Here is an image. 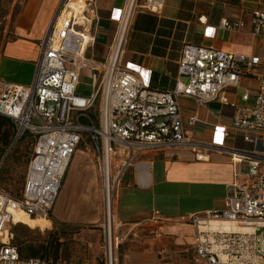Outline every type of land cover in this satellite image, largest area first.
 Instances as JSON below:
<instances>
[{"label":"built area","instance_id":"built-area-1","mask_svg":"<svg viewBox=\"0 0 264 264\" xmlns=\"http://www.w3.org/2000/svg\"><path fill=\"white\" fill-rule=\"evenodd\" d=\"M99 0H82V10L69 11L71 0H63L45 38L40 42L36 74L30 86L0 79V115L14 122L15 144L30 137L32 150L26 181L19 197L0 185V264H67L54 258H25L14 238L15 213L48 218L69 165L80 145L93 148L100 177L102 200L101 264H119V250L125 228L116 216V204L124 179L146 154L189 149L198 161L224 147L190 136L186 124L196 125L197 117L186 120L179 101L193 99L199 107L220 101L233 110L223 123L224 137L239 135L248 149H230L235 181L227 188L223 207L184 218V224L199 229L197 256L206 264H264V57H247L214 47L186 44L179 60L173 88L158 91L146 88L139 76L124 65L129 35L138 13L161 14L166 0H125L116 33L107 57L100 63L90 60L94 23ZM80 21H84L81 23ZM225 30L238 24L221 23ZM253 34L264 37V11H253ZM84 70H90L92 93H78ZM243 76L256 80L254 91L246 89L243 104L228 97ZM92 111H95L93 114ZM225 149V148H224ZM9 151L0 154V174ZM211 220H225L251 232L210 233L200 226ZM228 255L224 260L220 253Z\"/></svg>","mask_w":264,"mask_h":264},{"label":"crops","instance_id":"crops-1","mask_svg":"<svg viewBox=\"0 0 264 264\" xmlns=\"http://www.w3.org/2000/svg\"><path fill=\"white\" fill-rule=\"evenodd\" d=\"M62 1L26 0L23 3L15 18L13 39L0 46V79L25 86L33 83L40 42L47 35ZM124 4L125 0L98 1L92 32L94 41L87 51L90 60L100 63L107 57ZM255 10L264 11V0H166L161 14L141 12L136 15L124 65L139 76L146 88L169 91L175 84L181 52L186 44L214 47L250 58L263 57L264 37L253 34ZM224 20L238 24V28L222 29ZM88 71L90 79L91 72ZM255 88L256 80L243 76L238 87L228 90V97L243 104L241 96L245 90L254 91ZM179 104L186 120L198 118L196 125L186 124L190 136L225 149L212 150L206 161H198L189 149L152 152L138 160L128 171L116 204L117 219L126 230L148 226L155 232V238H160L162 230L178 233L179 228L165 225L169 222L222 208L227 188L235 181L228 150L250 148L239 135L224 137L222 124L231 121L233 110L220 101L204 108L191 98H183ZM0 120V128L13 127L15 136L14 122L1 115ZM30 141L32 143L31 138ZM16 144L15 140L11 145L9 142L0 154L9 151L10 155ZM1 178L2 173L0 185ZM53 217L64 226L97 225L102 244L100 177L92 147L82 144L75 153L54 205ZM18 248L25 258L56 259L52 251L24 256ZM195 258H199L197 253ZM144 261L154 262L153 259H131L130 263Z\"/></svg>","mask_w":264,"mask_h":264},{"label":"rangeland","instance_id":"rangeland-1","mask_svg":"<svg viewBox=\"0 0 264 264\" xmlns=\"http://www.w3.org/2000/svg\"><path fill=\"white\" fill-rule=\"evenodd\" d=\"M25 1L0 0V46L13 39L15 18ZM80 2L81 0H71L66 12L68 16L64 17V24L70 16L71 8L77 11ZM80 22L84 23V21ZM78 93L83 96H89L92 93L88 70L82 72ZM92 113L94 114L95 111ZM5 134H10V145L15 140L13 127L0 128V149L3 151L8 147L3 143ZM30 142V138H27L16 144L1 172V187L16 197L21 195L26 181L32 149ZM46 219L48 221L43 223L23 212L15 213L14 221L19 224L13 228L12 243L21 248L24 256H39L49 251L54 252L56 256L55 249L58 248L59 254L56 259L67 264H101V232L97 225L64 226L54 219L53 209ZM183 223L184 221L180 220L165 224L179 228V231L172 234L162 230L160 238H155V232L148 226L125 230L127 235L119 250V264L122 263V259H124V264H206L204 260L195 258L197 240L202 236L199 234V229L191 223H188L191 226H184ZM154 225L157 226V224ZM7 232V227L0 226V236L4 239L7 237ZM213 250L219 249L213 245ZM131 259H153L154 262L130 263Z\"/></svg>","mask_w":264,"mask_h":264},{"label":"bare ground","instance_id":"bare-ground-1","mask_svg":"<svg viewBox=\"0 0 264 264\" xmlns=\"http://www.w3.org/2000/svg\"><path fill=\"white\" fill-rule=\"evenodd\" d=\"M79 5L80 6L78 7V10L76 11L78 14L81 12V10L83 8L81 5V2ZM68 7H70V3H69ZM63 18L61 20V25L63 24ZM68 19H69V17H68ZM68 19H67V21H68ZM34 219L38 222H43V223L48 221V219H46V218H34ZM200 230H201V232L211 233L210 234V240L212 241V243H214V247L216 249H219V248L223 249V248L220 247V245L216 244V241L214 239L215 235L213 233H226V232L232 233V232H251L252 231V229L249 227H243V226H240L234 222L225 221V220H211L205 224H202L200 226ZM220 255L224 260L228 259V255L226 253L221 252Z\"/></svg>","mask_w":264,"mask_h":264},{"label":"trees","instance_id":"trees-1","mask_svg":"<svg viewBox=\"0 0 264 264\" xmlns=\"http://www.w3.org/2000/svg\"><path fill=\"white\" fill-rule=\"evenodd\" d=\"M1 123H2V121L0 120V127L2 126ZM9 142H10V134H5V135H4V139H3V143H4L5 145H8ZM0 151L3 152V150H1V149H0ZM55 253H56V258H58V254H59V249H58V248L55 249Z\"/></svg>","mask_w":264,"mask_h":264}]
</instances>
